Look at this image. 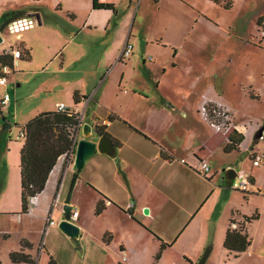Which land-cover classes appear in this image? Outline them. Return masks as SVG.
Returning a JSON list of instances; mask_svg holds the SVG:
<instances>
[{
  "label": "crops",
  "instance_id": "1",
  "mask_svg": "<svg viewBox=\"0 0 264 264\" xmlns=\"http://www.w3.org/2000/svg\"><path fill=\"white\" fill-rule=\"evenodd\" d=\"M150 1L154 2L157 14L149 23L152 30L148 35L140 16ZM15 2L12 9H0V18L5 12L20 10L27 16L39 14L42 23L17 35L15 42L6 37L9 26L0 31V55L22 45V57L14 63L12 73L29 76L23 91L8 84L9 79L0 86V91L11 90L15 96H10L6 105L0 103L3 130H9L15 122L21 131L39 114L56 111L38 100L59 92L61 99L56 106L66 104L80 118L83 116V123L96 128L97 121H107L101 127L117 145L114 155L97 152L86 163L88 169L80 172L72 169L69 155L61 156L44 191L34 199V213L19 215L23 139L15 145L9 140L8 151L13 152L15 160L19 151V157L11 168V177L8 179V168L2 182L0 223L5 219L17 220L22 227L15 232L16 244L6 254L8 263L19 264L12 262L9 255L21 249L23 240L32 245L25 252L35 264H48L49 255L59 264H198L205 250L217 252L223 259H238L244 253L245 260L251 258L253 243L246 252L234 257L225 249L224 240L228 229L245 223V217L258 214V219L245 223L248 235L253 223L264 218V162L259 166L252 163L255 154H264V148L255 146L259 141H254L263 121L253 122L237 109L234 96L230 97L234 93L247 98L246 90H251V97L255 93L252 81L234 78L228 84L221 69L210 80H203L200 75L189 79L197 66L191 53L184 73L187 87L178 84V79L163 83L169 70L181 68L178 60L185 63L179 59L180 49L192 26L182 28L181 41L174 43L164 37L168 25L161 17L168 10H175L192 18L196 11L198 23L209 17L200 7L203 1L98 0L107 8H95L94 0ZM247 43L264 48V41L256 39V32ZM127 44L133 45L132 54L122 58ZM211 45L210 48L215 47V43ZM152 49L159 52L158 57L146 56ZM20 75L16 77L19 88L24 84ZM75 93L81 97L78 104L74 102ZM204 96L221 97L233 109L234 123L242 137L238 150H227L229 139L217 134L199 115ZM12 106L18 107V111L14 121H9L3 109L10 114ZM19 115L26 119H18ZM81 138L80 134L77 140ZM247 158L250 168L246 166ZM236 160L242 168L239 174L251 180L248 193L233 189L232 181L223 179V169L233 167ZM202 161L209 164L211 178L199 172ZM75 173L77 178L70 192ZM57 195L60 206L51 214V203ZM217 200V215L213 218L209 211ZM100 201L105 202V209L97 214ZM66 205L79 211L73 219L80 227L78 240H71L53 228L55 225L45 232L49 216L54 220L59 212L60 221L66 218ZM145 208L149 209L148 214L144 213ZM33 221L36 228L30 225ZM7 226L0 228V242L4 245L12 241L10 224ZM44 234L57 236L61 248L56 247L54 240L50 245L46 242L47 249L39 245ZM43 252L48 254L47 262L42 260Z\"/></svg>",
  "mask_w": 264,
  "mask_h": 264
},
{
  "label": "rangeland",
  "instance_id": "2",
  "mask_svg": "<svg viewBox=\"0 0 264 264\" xmlns=\"http://www.w3.org/2000/svg\"><path fill=\"white\" fill-rule=\"evenodd\" d=\"M15 1L16 0H1L0 9H12L14 5L13 3H16ZM202 1V5H200V7L207 11L209 17L207 19L205 17L203 18V20L200 19L198 23H196L197 20L195 18V16L198 17L196 11H194L192 18L181 15V13H178L175 10H168L161 17L163 23H166L168 25V30L164 33V37L167 40L173 41L174 43H178L181 41L182 28H186L190 25L192 26V30L188 31V37L185 39V41L182 40V42L184 43H182V48L180 49L179 59L183 60L185 63L178 60L181 68L174 71L169 70L168 73L163 76V83L172 82L171 80H173V82H177L176 80L178 79L181 80L178 81V84H180L183 88H186L188 84L185 79L186 75L184 73L188 69L186 63H188L191 57V53H193V55L197 59V66L195 67V70L192 71L193 74L189 79H192L194 76L200 75L203 80H210L212 74L221 69L222 72H225L226 82L228 84L234 81V78L238 81L243 79H248L252 81L253 86L255 87V93H253L251 97L248 94L251 92V90H246L247 98H243L240 96L237 97L236 95H234V93H230V97L232 98L234 96V98L232 99L235 102L237 109H239L241 113H244L250 118H252L253 122L256 121L254 119L263 121L262 123L264 125V69L261 70L262 67L264 68V48L250 46L247 43V40H250L251 35L255 32L256 39L260 42L264 41V39H262L260 35L261 27L263 26L259 27L256 25L258 17L264 12V0H224L231 1L232 3L234 2L233 7L230 9H225L220 4H215V2H208L206 0ZM156 10L157 8L154 6V2L150 1V3L146 6L145 12L142 14V16H140V19L142 20L141 26L143 25L145 30L148 31V35L150 34L149 30H152L149 26V23L151 22L152 17L157 14ZM211 23H213L216 27H213ZM161 29L162 27H160V30ZM6 37L11 42H15L17 40V35L12 33L9 28L6 32ZM202 42L206 43L203 45ZM213 43H215V47L210 48L209 46H212L211 44ZM207 45L208 48L204 50ZM153 50L154 49L147 52L146 56L151 55L154 57H158L159 52ZM217 52L220 53L219 56ZM229 59H231V61L233 62L229 63ZM16 74L17 72L11 73L8 76V84L14 86L16 89H21L23 91L25 88H27L26 78H28L29 76L25 73H22L21 75L19 73L17 74L22 76L24 83L23 86L19 88L16 87ZM5 94L6 93H4L3 91H0V98L2 99ZM7 94L12 97L14 96V93L11 90H7ZM60 99L61 94L58 92L48 93L45 97V100L41 97L38 101L41 100L46 107L54 109L56 108V102ZM10 111L12 114H8L6 108L3 109L5 119L9 121H14L15 118L13 119V117L18 111V107L14 109V107L12 106L10 108ZM1 117L2 116L0 114V189L2 193V182L6 178V170L9 168V179L11 177L12 172L11 168L19 157V151L16 154V160L14 159L13 152L10 154V152L8 151V142L9 140H13L14 145L17 143L20 144L22 142V138L20 137V130L14 125L16 124L15 122H12V127L9 130H3ZM18 119L26 118L19 115ZM258 141V145L255 144V146L264 148V137L260 138ZM73 159L74 156L70 153L69 163L73 164ZM246 163V166L250 168L251 162L249 158H247ZM87 169L88 165H85L82 170ZM241 169L242 168L240 167L238 168V170ZM240 178L241 173L239 174V177L236 178L234 181H237ZM232 192L234 193L235 191H233L232 189ZM214 201L212 202V207L209 211V214L211 215L210 217L213 216V218L217 215V206L219 203L218 200L216 204ZM58 215L59 212L56 214V216L54 215L56 225L53 228H56L57 230H59V232H61L58 226L60 222V217H58ZM13 216L17 218V216ZM9 224L10 231L12 234V241L10 243H7L6 245L0 242V260L3 264H9L8 257L6 254L8 250L10 248H13L16 244V240L14 238V235H16L15 232L22 227V225H20L21 223H19V221L17 220L13 221L11 219H5L1 221L0 228L8 227L7 225ZM30 225L32 228H36V222H30ZM249 237L251 238L253 243L250 247L251 251L249 250L252 255L251 258H247L245 260L244 258L246 254L244 253L241 255V258L238 259L227 257L223 259V257L221 255L219 256L217 252H212L213 254H211V252L209 253L208 250H205L201 254V256H199L200 258L198 259V264L203 258L204 264H264V218L253 223L249 231ZM58 239L59 238L57 236H53L51 234H44L40 239L41 242L39 243V245H43L45 249H47L46 242L48 245H50L51 241L54 240V242L56 243V247L60 249L61 240ZM74 244L77 245L78 243L74 242ZM47 259L48 254L46 252H43L42 260L44 262H47Z\"/></svg>",
  "mask_w": 264,
  "mask_h": 264
},
{
  "label": "trees",
  "instance_id": "3",
  "mask_svg": "<svg viewBox=\"0 0 264 264\" xmlns=\"http://www.w3.org/2000/svg\"><path fill=\"white\" fill-rule=\"evenodd\" d=\"M157 1V0H155ZM216 4H220L225 9H230L233 6L231 1L211 0ZM95 8H107L98 4V0H94ZM24 11H8L0 18V31L4 32L10 23L25 17ZM257 26H264V13L257 19ZM21 51L22 45L18 46ZM23 52V51H22ZM23 54V53H22ZM14 59L11 54L5 52L0 55V77L4 76L5 68L13 69ZM7 75L6 77H8ZM81 97L78 93L74 94V102L80 103ZM79 114L69 109L64 113L57 111L44 112L31 119L23 126L24 136L23 145L20 151V173H21V204L22 209L19 215L26 213L30 199L42 193L46 187L49 176L55 167L58 159L63 155L74 153V135L79 125ZM97 130L100 135L111 136L105 131L104 127L98 126ZM114 142V141H113ZM242 142L241 134L235 131L228 140L227 150H238ZM116 144V142H115ZM117 145V144H116ZM71 183L70 192H72L77 173L74 175ZM105 209V202L100 201L96 213L100 214ZM66 218H70V213L65 214ZM258 219V214L252 217H245V223ZM233 224L236 222L232 221ZM245 223L238 224L236 227H230L226 233L224 247L229 255L239 257L246 252L252 244V240L245 230ZM32 245L23 240L19 251H12L10 259L14 263L19 264H35V260L31 255L25 252L26 248L30 249ZM209 251V250H208ZM160 255H157V259ZM0 264H2L0 260ZM48 264H59L56 259L49 255ZM199 264H204V258Z\"/></svg>",
  "mask_w": 264,
  "mask_h": 264
},
{
  "label": "built area",
  "instance_id": "4",
  "mask_svg": "<svg viewBox=\"0 0 264 264\" xmlns=\"http://www.w3.org/2000/svg\"><path fill=\"white\" fill-rule=\"evenodd\" d=\"M105 0H99V2H104ZM37 18L33 15L31 16H25L21 17L12 23L9 24V29L12 33L16 35H20L24 31L34 27L37 25ZM261 38L264 39V26L261 27L260 31ZM133 51V45L132 44H127L125 49L123 50L122 53V58H128ZM9 54L13 56L14 63L17 62L18 59L22 57V51L21 49L17 46L16 48H11L8 51ZM13 72V69L5 68L3 71L4 76L0 77V86H3L8 83V77L7 75H10ZM10 100V95L5 94L0 103L2 105L8 104ZM69 108L66 106L64 103H59L56 106V111L60 113H64L68 111ZM199 115L203 119L206 124L209 125L210 128H212L217 134H222L224 135L227 139L237 130V127L234 123V111L231 108L230 105H228L221 97H216V98H209L207 96L203 97L202 103L199 107ZM108 124L107 121H97L96 125L97 126H103ZM78 128V127H77ZM77 130V129H76ZM76 132V131H75ZM24 136V130L22 129L20 131V137ZM76 146V139L74 135V146ZM264 162V154H255L253 158V165L254 166H259ZM199 172L201 173L202 176L205 178H211L212 176V170L209 166V164L205 161L201 162ZM239 175L237 176V178ZM223 179H226L223 176ZM236 179V178H235ZM235 179L231 180L232 181V188L244 193H248L252 183L251 180L248 176L241 175V178L237 181H234ZM34 198L30 199L28 203V207L26 210V213L23 215H32L36 209L35 203H34ZM60 206V198L59 195L55 196L52 200L51 203V214L52 211L56 210ZM71 217L67 218L70 221H73L74 218L78 217L79 211L77 208L72 207L70 211ZM46 228L45 232L50 228V226L56 225V222L52 219V216H49L46 221ZM125 260V258H124Z\"/></svg>",
  "mask_w": 264,
  "mask_h": 264
},
{
  "label": "water",
  "instance_id": "5",
  "mask_svg": "<svg viewBox=\"0 0 264 264\" xmlns=\"http://www.w3.org/2000/svg\"><path fill=\"white\" fill-rule=\"evenodd\" d=\"M37 18L38 24H41V18L39 14H32ZM3 42V36L0 33V44ZM90 114V111L87 113ZM83 116H81L78 128L75 132V139L77 140L78 136L81 134L82 138L76 141L73 166L72 169L76 172H80L86 163L97 153L114 155L115 153V144L107 136L100 135L97 128L90 123H83ZM264 127H261L255 134L254 141L258 142L260 138L263 137ZM94 138L96 140H90ZM239 160L235 161L233 167L228 169H223L224 177L227 180H233L239 175ZM72 209V206L66 205L64 207V213L69 214ZM144 213L148 214L149 209L145 208ZM59 229L65 233L72 240H78L80 238V227L75 224L73 221L68 220L67 218L62 219L59 222Z\"/></svg>",
  "mask_w": 264,
  "mask_h": 264
}]
</instances>
